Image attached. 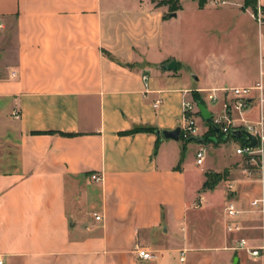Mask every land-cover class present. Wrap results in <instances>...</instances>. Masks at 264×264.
Returning a JSON list of instances; mask_svg holds the SVG:
<instances>
[{
  "label": "crops",
  "instance_id": "1",
  "mask_svg": "<svg viewBox=\"0 0 264 264\" xmlns=\"http://www.w3.org/2000/svg\"><path fill=\"white\" fill-rule=\"evenodd\" d=\"M159 1L0 0V35H15L0 48L4 264H264V252L233 248L240 238L264 246V212L252 205L264 180L228 169L243 157L239 146L231 158L228 142L196 140L225 165L202 168L206 158H196L192 168L182 132L126 133L184 129L194 92L217 89L218 109L208 108L223 113L234 95L218 89L254 86L264 72V25L244 0H181L174 16ZM171 61L176 69H165ZM254 96L230 114L241 128L264 117ZM198 112L194 136H204ZM226 169L227 179L203 188L206 172ZM229 200L240 232L226 230Z\"/></svg>",
  "mask_w": 264,
  "mask_h": 264
},
{
  "label": "built area",
  "instance_id": "2",
  "mask_svg": "<svg viewBox=\"0 0 264 264\" xmlns=\"http://www.w3.org/2000/svg\"><path fill=\"white\" fill-rule=\"evenodd\" d=\"M215 2H225V0H214ZM256 18L260 25H264V12L261 8L258 9L256 14ZM0 27L2 24L0 23ZM223 92L229 93L232 92L234 95V99L231 101H226L224 103V112L218 115L213 116V124L217 126L225 135H231L233 130H247L252 134L256 135L258 138V144L256 147H252L248 145L246 142L242 141V144L237 148V153L245 156L250 160H254L256 155H261L264 158V124H263V115H261L260 120L254 124H246L244 127L235 124V119L231 117V112L237 111L240 114L252 105V100H254L255 93H258L259 103L261 105L264 104V72H262V76L258 82L255 83L254 86L251 87H223L221 89ZM217 89L210 90L208 94L209 99L212 101H217L218 96L216 94ZM199 111L197 103L195 101L185 100L184 101V113L186 118V126L182 129V136L185 139L191 138L196 134L198 129L196 125V112ZM244 121V119H242ZM243 140V139H242ZM206 149L203 145H201L200 149L197 151V163L202 164L205 159ZM251 173L250 171H248ZM92 178L94 180H101L102 176L99 174H93ZM252 205L255 208L260 209V211L264 212V198L255 199L252 202ZM226 213L228 216V221L226 223V230L228 232H240L244 229V226L239 220V214L241 210L238 209L236 204L229 200L226 205ZM95 218L97 220L101 219V216L95 213ZM234 249H244L252 256H260L264 252V246L261 248L252 247L249 245L248 240L246 238H240L237 241V245L233 247ZM138 255L144 260H152L155 259V255L145 249L137 248ZM5 260L0 255V264H4Z\"/></svg>",
  "mask_w": 264,
  "mask_h": 264
},
{
  "label": "rangeland",
  "instance_id": "3",
  "mask_svg": "<svg viewBox=\"0 0 264 264\" xmlns=\"http://www.w3.org/2000/svg\"><path fill=\"white\" fill-rule=\"evenodd\" d=\"M14 29L10 28V30H8L5 35H0V48L3 49L6 46H11L13 45L14 42ZM202 100L204 101V103L212 108L213 110L217 111V104H214V102L209 99L208 97V93H203L201 95ZM216 111H214L216 113ZM197 123L201 126V130L204 128V124L202 122V120L198 119ZM184 143V158L186 160V163L194 168V163L196 162V154H197V149L200 147L201 144L198 143V141L196 140H191L186 142L184 139H181ZM228 142V144L226 145L227 148V154L228 156H230L231 158H235L237 156L236 154V147L242 144V139L241 138H234V137H230L228 140H226L225 142L222 143H226ZM189 144L188 146V150H187V144ZM203 146L206 148V154H205V164L203 165L202 168H206V167H215V168H222L225 165V160H224V156L220 155L218 152H216L215 150L211 149L210 145L208 143L203 144ZM186 147V149H185ZM239 169V170H248L250 172H253L254 174H256L257 176H260L263 180H264V158L261 155H256L254 157V160H250L246 157H239L236 160H233L231 166L228 169Z\"/></svg>",
  "mask_w": 264,
  "mask_h": 264
},
{
  "label": "trees",
  "instance_id": "4",
  "mask_svg": "<svg viewBox=\"0 0 264 264\" xmlns=\"http://www.w3.org/2000/svg\"><path fill=\"white\" fill-rule=\"evenodd\" d=\"M209 0H199V3L201 6H204ZM158 5H168L171 13H175L181 8V0H160L158 2ZM250 8L252 11L257 14L258 12V0H244L243 9ZM264 12V7L261 8ZM194 99L195 101H202V97L198 92H194ZM200 114V112H198ZM209 123V130L204 136H192L191 138L186 139L185 141H191V140H204V141H211V142H217L222 143L228 140L230 137L237 136L231 134V135H225L217 126L213 124V120H208ZM157 129L154 127L149 126H139L135 127L126 133H135V132H156ZM183 138V136H181ZM228 176V170H224L223 172H206V180L204 182L203 188L204 189H212L214 188L220 181L227 179Z\"/></svg>",
  "mask_w": 264,
  "mask_h": 264
},
{
  "label": "water",
  "instance_id": "5",
  "mask_svg": "<svg viewBox=\"0 0 264 264\" xmlns=\"http://www.w3.org/2000/svg\"><path fill=\"white\" fill-rule=\"evenodd\" d=\"M174 15H175V13L172 14V16H174ZM163 67L167 70H175L176 69V63H175V61H171L170 63L165 64ZM196 103H197V106L199 108V111H200L202 118L207 120V121L211 120L213 118V114L210 111V109L208 108V106L202 101H196ZM181 131H182V129L180 127H178L174 130H163V131L158 130L157 133L161 134L164 139L179 140L180 135H181ZM231 134H233L239 138H242L244 142H246L248 145H250L252 147H256L258 144L257 136L252 134L251 132H249L247 130H243V131L233 130Z\"/></svg>",
  "mask_w": 264,
  "mask_h": 264
}]
</instances>
